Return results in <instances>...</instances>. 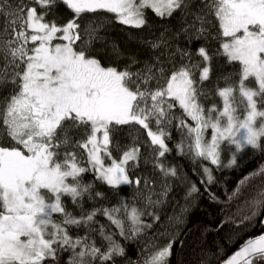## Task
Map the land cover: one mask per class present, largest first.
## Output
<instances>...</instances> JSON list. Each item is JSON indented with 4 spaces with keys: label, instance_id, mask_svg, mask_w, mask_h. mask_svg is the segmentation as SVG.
I'll list each match as a JSON object with an SVG mask.
<instances>
[{
    "label": "snow or ice",
    "instance_id": "obj_1",
    "mask_svg": "<svg viewBox=\"0 0 264 264\" xmlns=\"http://www.w3.org/2000/svg\"><path fill=\"white\" fill-rule=\"evenodd\" d=\"M60 7L70 14L63 23L54 18ZM113 22L148 30L151 39L130 33L147 60L97 58ZM194 41L204 43L193 52ZM112 55L123 56L115 44ZM217 57L234 70L213 82ZM121 126L146 131L147 141L121 146ZM143 147L151 158L142 161ZM246 148L264 151V0H0V264H171L184 245L182 216L153 229L174 184L186 180L169 162L173 149L217 201L207 187L216 182L212 166L231 168ZM100 185L115 204L103 203ZM199 191L192 182L185 200ZM241 197L225 222L262 230L220 264H264V165L228 201ZM199 264H211L206 253Z\"/></svg>",
    "mask_w": 264,
    "mask_h": 264
},
{
    "label": "trees",
    "instance_id": "obj_2",
    "mask_svg": "<svg viewBox=\"0 0 264 264\" xmlns=\"http://www.w3.org/2000/svg\"><path fill=\"white\" fill-rule=\"evenodd\" d=\"M110 15V14H104ZM55 19L58 22H66L70 18L69 12L60 7L56 10ZM150 23L155 26L158 18L154 17L149 10ZM130 33L134 36H149L148 30L139 32V30L129 29L127 26H121L115 22L111 24L106 33L107 40L104 45L99 43L95 47V54L98 59L105 65L112 64L114 66H123L126 61V57L135 54L141 61L147 60L150 52L147 48L142 47L137 39H130ZM158 35V33H156ZM203 41H194L191 44V49L194 52L195 49ZM208 47L211 51H215L218 48V42L209 40ZM115 44L120 52L123 54L122 58L117 60L112 55V45ZM212 81L215 82L217 77L221 73L232 72L233 66L226 64L224 58L217 57L212 61ZM212 88V84L207 85ZM132 130L128 126H121L120 130L114 134L115 140L121 144V146H129L132 141ZM175 140H179L178 135L173 132ZM144 145L140 143L138 146ZM170 146L172 143L170 142ZM146 148H142V154L146 153ZM231 153L229 158H226V154ZM119 152L115 153L118 157ZM147 154V153H146ZM224 154V155H223ZM223 163H227L231 158L232 152L229 150L222 152ZM237 163L231 168H221L215 170V166H212L214 171L213 175L216 182L212 185L207 186L209 191L214 193L218 200L213 201L209 198L208 193L204 191V186L199 183V175L193 173L194 165L189 159L177 156L175 149L172 154L168 157L169 162L178 166L179 171L183 177H186L185 182L181 183L177 181L173 190L168 197L167 204L163 206L161 212V221L155 226L153 231L162 230L163 227L167 226V217L174 215H181L183 223L178 227L181 235L180 239L184 241L183 247L177 246L173 250L171 257V264H199L201 256L207 254V258L211 261V264H218L232 252H234L240 244L250 238L261 233V226L259 223H255L254 226L244 228L243 225H239L237 222L233 224L227 221L228 217L236 213L238 208L243 204V198H239L235 201L229 202L228 196L236 189L239 181H241L249 173L257 170L260 166L264 165V151L261 150H250L246 148L241 153H236ZM145 158L150 159L151 155L147 157L141 156L143 161ZM207 163V162H205ZM141 174H150L152 171L151 164L141 163L140 168ZM197 173L199 169L197 167ZM91 176H87L86 180H91ZM192 182H196L200 188L198 193H193L191 197L185 200L187 189ZM126 187V191L122 193L124 198H130L133 189ZM98 190L104 191L108 197L107 201L103 203L115 204L117 202V196L114 195L106 185H100ZM70 204V202H68ZM187 211H183L184 209ZM260 218L258 217L257 220ZM101 223H106L104 217H99ZM247 223V222H246ZM241 229L240 231H236ZM236 232L232 240H228L227 237L231 233ZM201 249L204 251L202 252ZM128 256L135 259L138 255V245L132 244L128 247ZM215 254V255H214ZM121 264H124L122 261Z\"/></svg>",
    "mask_w": 264,
    "mask_h": 264
},
{
    "label": "rangeland",
    "instance_id": "obj_3",
    "mask_svg": "<svg viewBox=\"0 0 264 264\" xmlns=\"http://www.w3.org/2000/svg\"><path fill=\"white\" fill-rule=\"evenodd\" d=\"M135 127V129H139V126H134ZM132 130V129H131ZM132 137H137L138 139L137 140H135V141H131V143H130V145L133 143V142H135L136 144H137V146L140 144V143H142V144H145V141H147V135H146V131H144V130H142V129H139V131H133L132 130ZM178 135V134H177ZM206 137H209L210 138V133H206ZM178 138H179V136H178ZM129 145V146H130ZM146 149H147V147H145ZM224 151H228V148L227 147H225V149H224ZM223 151V152H224ZM146 153H148V149L146 150ZM145 153V154H146ZM145 154H142L141 156H143V157H146V155ZM230 154L231 153H227L226 154V158H229V156H230ZM149 155V154H148ZM224 155V154H223ZM222 155V156H223Z\"/></svg>",
    "mask_w": 264,
    "mask_h": 264
},
{
    "label": "water",
    "instance_id": "obj_4",
    "mask_svg": "<svg viewBox=\"0 0 264 264\" xmlns=\"http://www.w3.org/2000/svg\"><path fill=\"white\" fill-rule=\"evenodd\" d=\"M237 249H238V248H237ZM237 249H236V250H237ZM232 253H233V252H232ZM232 253H231V254H232ZM231 254H230V255H231ZM230 255H229V256H230ZM229 256H227L225 259H227ZM225 259H223V260H225ZM223 260H222V261H223ZM218 264H220V263H218Z\"/></svg>",
    "mask_w": 264,
    "mask_h": 264
}]
</instances>
